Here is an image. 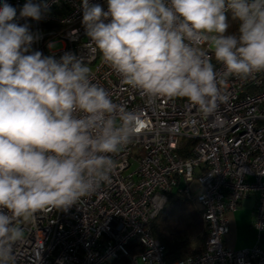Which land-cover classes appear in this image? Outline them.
<instances>
[{"label": "clouds", "instance_id": "obj_1", "mask_svg": "<svg viewBox=\"0 0 264 264\" xmlns=\"http://www.w3.org/2000/svg\"><path fill=\"white\" fill-rule=\"evenodd\" d=\"M106 4L80 6L92 51L151 105L185 99L215 122L228 78L264 73V0ZM49 7L47 0H27L18 16L8 0L0 4V264H17L22 224L39 212H66L110 182L113 157L132 142L142 119L94 83L75 54H28L35 36L19 19L39 21Z\"/></svg>", "mask_w": 264, "mask_h": 264}, {"label": "built area", "instance_id": "obj_2", "mask_svg": "<svg viewBox=\"0 0 264 264\" xmlns=\"http://www.w3.org/2000/svg\"><path fill=\"white\" fill-rule=\"evenodd\" d=\"M26 2L8 0L18 16ZM47 2L41 20L19 19L35 36L28 54L40 51L56 59L75 54L90 67L94 83L142 119L132 142L113 157L117 167L110 182L66 212H39L33 222L21 225L25 239L15 249L17 264H104L119 256L129 264H264L259 244L264 231V73L247 80L228 78L215 122L185 99L161 98L151 105L92 51L81 23L82 0ZM90 2L107 8L106 0ZM53 42L60 47L53 50ZM208 55L221 72L223 66ZM172 191L199 209L206 235L200 251L170 261L150 223ZM252 193H257L256 243L241 249L225 246L230 214ZM133 240L141 251L129 249Z\"/></svg>", "mask_w": 264, "mask_h": 264}, {"label": "trees", "instance_id": "obj_3", "mask_svg": "<svg viewBox=\"0 0 264 264\" xmlns=\"http://www.w3.org/2000/svg\"><path fill=\"white\" fill-rule=\"evenodd\" d=\"M228 23L230 24V31L235 30L236 22L233 21L231 12L225 13ZM215 61V60H213ZM182 155H186L187 152L180 150ZM191 203L185 196L172 191L169 193L168 200L161 211L156 215V217L150 223V231L154 238L158 239L165 247V258L167 260H175L178 258H183L188 255H192L202 249V246L199 249H194L191 247L189 240L182 235V228L179 224L171 222L174 219V213L182 208L186 204ZM196 212L200 215L199 209L191 203ZM204 226V225H203ZM206 235V230L204 227V232L201 235V240L204 242ZM203 244V243H202ZM129 249L134 252L141 251V247L138 242L133 240ZM104 264H129L128 260L122 256H119L116 259L108 261Z\"/></svg>", "mask_w": 264, "mask_h": 264}, {"label": "rangeland", "instance_id": "obj_4", "mask_svg": "<svg viewBox=\"0 0 264 264\" xmlns=\"http://www.w3.org/2000/svg\"><path fill=\"white\" fill-rule=\"evenodd\" d=\"M51 48L53 50L60 47L59 42H53L51 44ZM174 219L171 220V222L179 224V226L182 228L183 232L182 235L185 236L189 242L191 243V247L194 249H199L203 244V241L201 240V235L204 232V226L203 222L201 220L200 215L196 212L194 206L191 203L186 204L182 208L180 207L177 209V211L173 214ZM240 233L242 236L246 238H250V234H252L251 245L248 247H251L254 245L257 241V231L255 227L252 224V230L249 226L244 225L242 228H240ZM261 240L262 245H264V231L261 232Z\"/></svg>", "mask_w": 264, "mask_h": 264}, {"label": "crops", "instance_id": "obj_5", "mask_svg": "<svg viewBox=\"0 0 264 264\" xmlns=\"http://www.w3.org/2000/svg\"><path fill=\"white\" fill-rule=\"evenodd\" d=\"M257 193L249 194L241 199L238 207L229 216V230L223 237V244L233 249L247 248L251 245L252 234L250 238L242 236L240 228L244 225L249 226L252 230L254 214L256 209ZM259 244L262 245L260 236Z\"/></svg>", "mask_w": 264, "mask_h": 264}]
</instances>
